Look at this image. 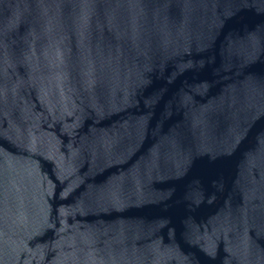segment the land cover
<instances>
[{"label":"water","instance_id":"95a60500","mask_svg":"<svg viewBox=\"0 0 264 264\" xmlns=\"http://www.w3.org/2000/svg\"><path fill=\"white\" fill-rule=\"evenodd\" d=\"M0 264H264V0H0Z\"/></svg>","mask_w":264,"mask_h":264}]
</instances>
